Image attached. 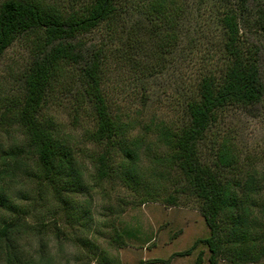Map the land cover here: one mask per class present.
Masks as SVG:
<instances>
[{"label": "trees", "instance_id": "1", "mask_svg": "<svg viewBox=\"0 0 264 264\" xmlns=\"http://www.w3.org/2000/svg\"><path fill=\"white\" fill-rule=\"evenodd\" d=\"M178 1L67 0L64 6L45 0H0V56L20 38L33 37L37 43L25 75V101L19 110L35 165H24L18 153L11 152L15 163L9 173L8 168L0 172V180L18 178L22 173L30 181L38 179L40 185L53 187L65 208L74 205L72 193L84 187L85 167L56 136L54 122L41 115L48 92L65 66L79 68L84 94L93 102L98 120L94 140L118 141L128 159L126 177L139 180L141 145L128 146L119 137L122 130L103 89L108 58L118 52L115 57L125 56V63L137 72L143 69V58L171 56L170 62L173 59L181 69L188 64L196 67L197 76L186 103V123L178 129L162 125L158 130L170 149L168 161L203 202L202 213L211 230L205 240L211 252L209 264L221 260L253 264L264 260V221L260 224L259 215L254 216L258 200L264 199V173L254 167L240 177L227 178L225 170L241 161L234 142L238 132L226 121L233 109L264 119V0H210L214 4L205 8ZM205 1L199 0L200 5ZM135 12L145 15H137L130 23ZM127 25L138 29L135 35L157 41L151 57L144 53L141 37H131L125 43L121 31L125 32ZM99 27L108 28L105 39L87 41L84 36ZM117 37V50L109 48V41L112 44ZM129 44L143 50L126 55L123 52ZM181 78L186 81L185 71ZM206 142L210 164L203 158ZM98 160L96 177L107 179L112 173L108 156ZM5 188L0 182V209L8 213L0 226V259L6 264H39L18 246L19 237L29 226V205L16 203ZM202 262L199 255L197 264Z\"/></svg>", "mask_w": 264, "mask_h": 264}, {"label": "rangeland", "instance_id": "2", "mask_svg": "<svg viewBox=\"0 0 264 264\" xmlns=\"http://www.w3.org/2000/svg\"><path fill=\"white\" fill-rule=\"evenodd\" d=\"M45 1L67 5V0ZM178 2L192 8L214 4L210 0L201 5L199 0ZM137 15L145 14L135 12L130 23ZM107 29L99 27L84 37L99 42L105 39ZM124 31L125 43L131 37H141L135 35L138 29L131 25ZM118 40L119 37L112 44L109 41L108 47L117 50ZM156 42L150 36L141 37L142 48L147 50L144 53L150 56ZM131 47L126 45L123 53L129 55L131 50L142 49ZM36 51L35 39L23 37L0 56L1 173L5 168L9 173L15 163L11 152H17L24 165H35V154L19 122V110L26 96L25 75ZM115 54L118 52L108 58L103 89L110 112L121 127L119 137L128 146L141 145L137 170L142 177H126L128 159L118 141L111 144L94 140L98 120L93 102L84 94L79 68L65 66L48 92L41 115L54 122L56 136L85 167L84 187L72 193L74 205L65 208L54 188L40 185L38 179L30 181L21 173L18 178L0 180L11 199L29 205V226L19 237L18 246L39 264H197L199 255L203 256L202 264H209L211 252L205 240L211 230L202 213L203 202L168 161L170 149L158 131L162 125L178 129L186 123V103L196 84L197 69L189 64L181 69L173 59L170 62L171 56H150V60L143 58V69L135 72L125 63V56L120 59ZM184 71L186 81L181 78ZM226 122L238 132L234 142L241 161L237 167L225 170L227 178L240 177V173L244 175L254 167L264 173V119L233 109ZM209 137L211 134L207 138L211 140ZM207 144L203 158L207 157L210 164L212 156L207 153ZM104 154L112 173L100 180L96 177L98 158ZM258 201L254 216L258 214L263 224L264 199ZM7 215L5 209H0V226ZM222 221L229 225L227 219ZM188 250L191 253L183 254ZM0 264L6 263L0 259ZM219 264L230 263L221 260ZM253 264H264V260Z\"/></svg>", "mask_w": 264, "mask_h": 264}]
</instances>
